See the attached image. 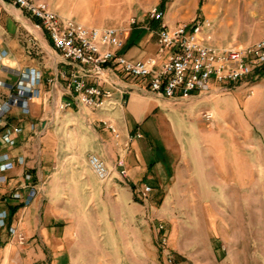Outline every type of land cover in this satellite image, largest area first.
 <instances>
[{
    "label": "crops",
    "instance_id": "crops-1",
    "mask_svg": "<svg viewBox=\"0 0 264 264\" xmlns=\"http://www.w3.org/2000/svg\"><path fill=\"white\" fill-rule=\"evenodd\" d=\"M41 1L49 6L46 1ZM49 8L53 10L51 6ZM126 21L120 18L112 23L95 21L90 25L91 28L128 29L121 51L128 60L155 57L156 39L151 30L156 26L147 18L131 29ZM34 24L26 13L6 0H0V103L9 96V90L1 85L14 86L19 82L11 70L20 73L34 70L41 76L38 96L27 103L28 113L13 108L0 125V154H6L13 165L11 170H0V176L7 177V181L0 184V211L8 213L6 224H12L26 237V243L18 246L14 241L7 242L6 228L0 230V264H116L114 258H106V247L100 241L101 236L108 233L104 230V220H100L97 212L92 217L82 214V205L102 201L105 195H109L110 200L117 197L115 204L120 216L122 207L129 201L136 204L133 201L135 194L139 199L140 189L135 188L140 178L162 186L170 175L166 155L171 146L165 143L171 140L179 145L181 173L171 181L168 190L169 194L177 192L181 199V186L188 184L182 170L189 163V156L193 157L194 139L184 141L168 132L162 135L164 145L161 148H147L142 135L127 144L128 136L139 133V127L144 126L160 106L170 107L176 102L166 103L165 99L147 92L140 82L126 78L113 67L106 69L103 81L90 76L84 78L91 85L97 84L111 91L112 98L105 103L104 109L73 104L60 110L59 106L72 100V95L67 90V79L59 73L67 71L69 74L71 69L52 50L45 33L35 29ZM167 24L170 27L178 25ZM247 44L250 43L215 45ZM233 91L237 95L231 100H239V94L243 100H264V76L240 83L227 92L210 95H226ZM255 91L258 96L254 99ZM95 121L112 126L119 137L115 138L107 127L100 138L92 137L84 126L95 125ZM194 134L199 132L194 130ZM213 152L218 153L213 149L210 158ZM224 153L223 163L227 166L232 154ZM89 154L98 156L112 170L108 181L99 182L90 171ZM202 157L205 158L204 153ZM118 160L124 161L126 178L118 175L115 168ZM27 175L31 177L30 181L26 179ZM24 185L40 189L28 206H22L20 201L10 197L17 190L25 196ZM65 200L76 203L77 208L72 214L66 211ZM66 216H70L72 222L62 226L59 221Z\"/></svg>",
    "mask_w": 264,
    "mask_h": 264
},
{
    "label": "rangeland",
    "instance_id": "rangeland-1",
    "mask_svg": "<svg viewBox=\"0 0 264 264\" xmlns=\"http://www.w3.org/2000/svg\"><path fill=\"white\" fill-rule=\"evenodd\" d=\"M44 1L86 26L122 18L127 24L135 20L133 29L161 0ZM165 1L166 23L206 18L213 44H251L264 36V0ZM236 95L233 91L188 102L166 101L172 106H160L139 127L147 148L163 147L162 135L168 132L184 141L194 139L193 157L182 170L188 184L181 186V199L177 192L169 194L171 181L181 173L179 145L171 140L165 143L171 146L166 155L170 175L162 186L141 178L137 182L135 189L143 185L152 189L144 201L135 194L136 204L129 201L120 216L117 197L110 200L105 195L102 201L82 205V214L92 217L97 212L104 220L108 233L100 241L107 259L114 258L116 264H264V100H243L242 94L231 100ZM257 96L255 91L253 98ZM206 110L215 113L212 124L200 117ZM91 124L84 127L100 138L107 126L100 121ZM213 149L218 153L210 158ZM226 151L232 154L227 166L222 157ZM65 204L70 214L77 208L73 200ZM69 222L70 216L59 221L62 226ZM161 237L166 239L165 248Z\"/></svg>",
    "mask_w": 264,
    "mask_h": 264
},
{
    "label": "built area",
    "instance_id": "built-area-1",
    "mask_svg": "<svg viewBox=\"0 0 264 264\" xmlns=\"http://www.w3.org/2000/svg\"><path fill=\"white\" fill-rule=\"evenodd\" d=\"M6 1L35 21L34 28L45 33L52 50L71 69L69 74L67 71L59 73L67 79V90L72 95V100L59 106L60 110L73 104L104 109L105 103L112 98L111 91L97 84L91 85L84 78L90 76L103 81L108 67L116 68L126 78L140 82L147 92L169 102H188L212 92H227L240 83L264 76V37L244 46H218L210 42L211 24L206 18L170 27L164 21V11L159 7L152 8L148 19L156 24L151 30L156 39V56L128 60L121 51L129 30L86 27L60 16L41 0ZM130 25H136V21L130 20ZM11 73L19 78V82L14 86L1 85L9 90V96L0 103V125L13 108L28 113V101L38 96L37 86L41 78L38 72L11 70ZM200 117L208 124L215 121V113L211 110L200 112ZM107 128L115 138L119 137L112 126ZM140 138L139 133L129 135L127 144ZM87 165L99 182L110 179L112 170L95 154L88 155ZM12 167L8 156L0 154V170L5 172ZM115 168L121 178L127 177L123 160H118ZM26 179L30 181L31 177L27 175ZM6 181L7 177L1 175L0 184ZM23 188L27 189L25 196L17 190L10 197L20 201L22 206H28L40 189L34 185H24ZM151 191V187L143 186L138 192L139 199L144 201ZM7 219L8 213L0 211V230L6 228L7 242L24 245L25 235L12 224L7 225ZM160 244L165 248L164 237L160 238Z\"/></svg>",
    "mask_w": 264,
    "mask_h": 264
},
{
    "label": "trees",
    "instance_id": "trees-1",
    "mask_svg": "<svg viewBox=\"0 0 264 264\" xmlns=\"http://www.w3.org/2000/svg\"><path fill=\"white\" fill-rule=\"evenodd\" d=\"M166 1L165 0H161L160 1V9L163 10L164 5H165ZM200 5V4H199ZM153 26H156V24L154 22H150Z\"/></svg>",
    "mask_w": 264,
    "mask_h": 264
}]
</instances>
